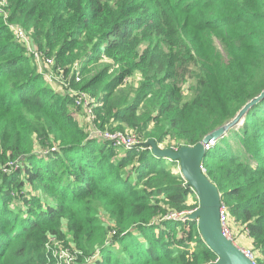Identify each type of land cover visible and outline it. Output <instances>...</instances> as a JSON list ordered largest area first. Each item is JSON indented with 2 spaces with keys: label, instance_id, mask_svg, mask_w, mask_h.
<instances>
[{
  "label": "trees",
  "instance_id": "16d2710c",
  "mask_svg": "<svg viewBox=\"0 0 264 264\" xmlns=\"http://www.w3.org/2000/svg\"><path fill=\"white\" fill-rule=\"evenodd\" d=\"M4 1L0 264H56L54 240L69 248L70 264L215 262L197 222L182 219L198 200L177 162L89 137L71 117L73 97L44 83L9 25L23 26L33 48L65 71L102 56L130 60L142 76L134 98L105 101L97 115L158 144L169 137L178 148L201 141L264 89V0ZM124 74L101 88L107 98ZM104 79L100 72L80 88ZM218 141L203 157L204 171L231 224L248 230L255 263L264 264V98Z\"/></svg>",
  "mask_w": 264,
  "mask_h": 264
},
{
  "label": "rangeland",
  "instance_id": "374dc122",
  "mask_svg": "<svg viewBox=\"0 0 264 264\" xmlns=\"http://www.w3.org/2000/svg\"><path fill=\"white\" fill-rule=\"evenodd\" d=\"M4 0H0V10L4 11L3 3ZM16 26L21 27L23 30V26L18 24H13ZM9 29L10 25H9ZM13 32V30H11ZM26 31V30H25ZM26 36L29 37V33L26 32ZM16 38V37H15ZM17 39V38H16ZM18 40V39H17ZM27 51V49H26ZM28 52V51H27ZM30 57L33 56L28 52ZM84 60L78 61L73 64L68 70L65 71L63 66L55 65V59L51 57H45L44 55H40L39 60L37 61L38 65V72L43 75V81L45 84L53 87L57 92L64 91L71 95L72 98V107H71V117L75 123V125L82 129L89 137L96 138L99 140H104L97 136L98 132H105L108 131L110 133H118L123 136L135 135L136 141L134 146H141L144 144L148 139H145V131L142 132V137L138 136L137 129L128 126L126 123H121L115 120L114 117H111L110 114H101L97 115V111H99L102 104L105 103H115L112 99L116 97H126L128 93H130L129 101L134 98V94L136 89L138 90L139 86L141 85L142 76L139 70L133 68H128L131 64V61H124L125 63L117 64L111 56H102L101 58L96 59L92 63L84 66L81 68V63ZM86 61V60H85ZM120 71H125L124 77L118 79V83L114 88V96L107 98V95H104L102 87H105L107 83H112L114 79L118 76ZM104 72V79L102 82H98L94 85V87L90 88L89 90H81V86L83 83L90 78L97 76L98 73ZM74 76V80L72 77ZM77 77L79 79H77ZM193 81L187 80L183 85V91L185 96L191 95V92L188 90V83H192ZM81 97V105H78L77 100ZM107 98V100H106ZM101 110V109H100ZM105 111V110H104ZM103 112V111H102ZM109 115V116H108ZM108 117V118H107ZM105 121L104 125L101 126L102 122ZM239 127V126H238ZM114 129V130H113ZM134 137V138H135ZM171 139L167 137L164 142L158 144L161 148H177L174 143L170 141ZM107 141V140H106ZM220 142V138L219 141ZM114 145V144H113ZM124 147H119V150H122ZM176 165L179 166L178 163ZM175 167L176 171L177 170ZM197 198V196H196ZM198 200V199H197ZM195 198L191 197L190 203H194ZM191 212H187L186 216L189 215ZM99 217L104 223L111 227L112 220L109 217L106 210L101 209L99 212ZM194 221V220H192ZM232 232L238 242L242 244H249L251 243V238L247 237L244 233V229L239 224H231ZM108 236H111V230L108 232ZM54 249L53 256L57 257L56 264H67L68 253H70L68 247H64V245L60 244L58 241L54 240L51 244Z\"/></svg>",
  "mask_w": 264,
  "mask_h": 264
},
{
  "label": "water",
  "instance_id": "95a60500",
  "mask_svg": "<svg viewBox=\"0 0 264 264\" xmlns=\"http://www.w3.org/2000/svg\"><path fill=\"white\" fill-rule=\"evenodd\" d=\"M263 98L264 89L249 99L229 121L207 133L194 145L184 144L178 148H161L154 138H149L141 145L151 149L156 156L165 157L179 164L181 176L194 190L198 199V207L186 218L197 222L203 241L217 255V260L210 264H256L224 235L220 222V193L217 186L206 175L202 160L210 143L240 126L248 110Z\"/></svg>",
  "mask_w": 264,
  "mask_h": 264
},
{
  "label": "built area",
  "instance_id": "2783aa9c",
  "mask_svg": "<svg viewBox=\"0 0 264 264\" xmlns=\"http://www.w3.org/2000/svg\"><path fill=\"white\" fill-rule=\"evenodd\" d=\"M10 28H11V30H13L15 37L20 42H22V44L26 47L27 51L33 56L34 60L37 63V61L39 60V57H40V55H42V53L33 48L31 40L29 39V37L26 36V34H27L26 31L23 30L21 27L16 26V25H10ZM37 65H38V63H37ZM77 79H79V78L77 77ZM81 101H82V99H81V97H79L77 100L78 105H81ZM97 136L100 138H103L104 140L111 142L112 144H114L118 147L128 148V147L134 146L136 144L135 143V141H136L135 135L123 136V135H120L118 133H110L108 131H105V132H98ZM214 144H215V141H212L209 145V148L211 146H213ZM172 216L178 217L179 215L178 214L175 215L174 213H172L170 217H172ZM182 219L185 220L186 217L184 216ZM220 222L222 225V231H223L224 235L227 238L231 239L232 242L234 244H236L242 250V252L255 263L256 254H255L253 248L250 245L248 246V245H245V244L238 242V240L234 236V234L232 232V226H231L232 222L230 221L227 207H226L225 203H223V202H221V205H220ZM244 233L247 235V237H249L248 236V230L246 228H245ZM67 256H68L67 264H70L71 257H69V253Z\"/></svg>",
  "mask_w": 264,
  "mask_h": 264
},
{
  "label": "crops",
  "instance_id": "0c3cea01",
  "mask_svg": "<svg viewBox=\"0 0 264 264\" xmlns=\"http://www.w3.org/2000/svg\"><path fill=\"white\" fill-rule=\"evenodd\" d=\"M245 245H247V244H245ZM249 245L251 246V243H249L248 246H249Z\"/></svg>",
  "mask_w": 264,
  "mask_h": 264
}]
</instances>
